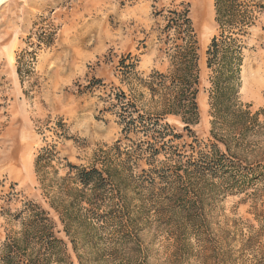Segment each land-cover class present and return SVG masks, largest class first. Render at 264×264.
<instances>
[{
	"label": "rangeland",
	"instance_id": "1",
	"mask_svg": "<svg viewBox=\"0 0 264 264\" xmlns=\"http://www.w3.org/2000/svg\"><path fill=\"white\" fill-rule=\"evenodd\" d=\"M250 4L254 20L244 38L238 96L254 113L264 108V0ZM184 6L196 36L199 117L191 132L178 116L165 120L182 134L171 142H192L193 135L197 142H213L206 64L207 46L217 33L213 0H1L0 246L6 238L20 236L27 218L21 210L36 205L48 213L56 236L66 243L69 259L60 264H78L52 207L66 164L89 166L101 148L140 142L141 133H121L106 92L112 86L127 91L118 70L127 54L142 77L169 69L166 15ZM253 124L230 156L240 173L264 165V113ZM48 146L56 153L38 176L34 160ZM157 158L164 160L163 153ZM154 164L158 162L142 158L133 172ZM202 184L197 228L183 224L174 213L177 206L170 212V194L132 184L131 204H145L148 213L141 221L139 247L122 249L116 260L105 252L111 258L106 264H264V176L232 189H225L233 184L229 180ZM159 207L168 212L157 213Z\"/></svg>",
	"mask_w": 264,
	"mask_h": 264
},
{
	"label": "trees",
	"instance_id": "2",
	"mask_svg": "<svg viewBox=\"0 0 264 264\" xmlns=\"http://www.w3.org/2000/svg\"><path fill=\"white\" fill-rule=\"evenodd\" d=\"M250 1L213 0L217 33L206 49V64L211 72L209 105L213 142H197L194 135L192 142H171L182 134L174 132L165 120L167 115L178 116L183 129L191 132L190 126L199 117L196 36L186 6L182 10H168L166 15L164 32L170 44L167 50L170 67L166 72L152 70L142 77L130 54L120 59V82L127 85V91L112 86L106 98L118 118L121 133L125 137L141 133L140 142L124 146L115 142L101 148L95 154L96 163L89 166L67 162L61 192L52 203L78 264H89L92 259L96 264H106L111 258H106L105 252L116 260L121 259L122 249L131 245L139 247L141 221L148 213L145 204H131L132 184L170 194V212L177 206L174 213L181 215L183 224L197 228L201 221L198 207L204 181L229 180L233 184L225 189H232L238 183L244 186L264 176L263 164L248 166L246 172L240 173L230 157L240 146L236 141L264 113V108L251 113L238 96L244 38L254 20ZM55 153L48 146L37 154L34 168L38 176ZM159 153H163L164 160H158ZM142 158L158 164L148 169L138 168L139 173L135 174L134 167ZM163 208H157V213ZM168 209L164 208L165 212ZM23 212L27 218L22 219L20 236L8 237L0 246V264L68 261L66 243L56 236L48 213L31 204H26L20 213Z\"/></svg>",
	"mask_w": 264,
	"mask_h": 264
},
{
	"label": "bare ground",
	"instance_id": "3",
	"mask_svg": "<svg viewBox=\"0 0 264 264\" xmlns=\"http://www.w3.org/2000/svg\"><path fill=\"white\" fill-rule=\"evenodd\" d=\"M0 3H1V0H0ZM255 90V89H254Z\"/></svg>",
	"mask_w": 264,
	"mask_h": 264
}]
</instances>
